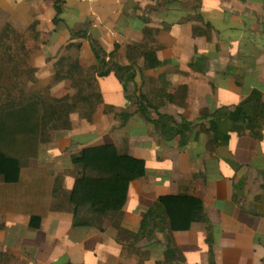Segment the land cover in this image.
Wrapping results in <instances>:
<instances>
[{"label": "crops", "instance_id": "0c3cea01", "mask_svg": "<svg viewBox=\"0 0 264 264\" xmlns=\"http://www.w3.org/2000/svg\"><path fill=\"white\" fill-rule=\"evenodd\" d=\"M64 1L55 27L50 0H0V34L6 24H36L40 41L29 63L46 96L73 94L70 80L53 82L71 50L98 73L93 40L108 54L118 47L121 66L131 64L128 46L149 43L162 66L144 70L140 59L124 81L114 72L100 79L95 115L73 114L71 129L46 143L29 110H41L40 102L0 121V130L12 131L0 133V152L21 163L17 183L0 177V264H264V0ZM206 23L210 38L194 36ZM81 30L87 37L73 40ZM166 85L154 106L141 99L155 100ZM103 145L144 160L146 176L131 184L121 214L75 226L72 156ZM182 194L203 202L206 222L134 237L161 197Z\"/></svg>", "mask_w": 264, "mask_h": 264}, {"label": "trees", "instance_id": "16d2710c", "mask_svg": "<svg viewBox=\"0 0 264 264\" xmlns=\"http://www.w3.org/2000/svg\"><path fill=\"white\" fill-rule=\"evenodd\" d=\"M54 4L56 16L53 19L55 27H59L63 20L61 16L64 12V0H50ZM180 7H186L178 0H172ZM200 6H194L195 9ZM191 19V18H190ZM201 19V17H199ZM212 26L210 23L205 24V28H194L193 35H204L210 38ZM32 34V38H37L39 33L36 31V24L25 29ZM15 28L11 24H6L0 35V48H4V40L8 38L10 33H15ZM87 37L86 31H78L72 33V39H84ZM3 42V44H2ZM15 42V41H13ZM6 53L0 61V80L5 78L7 81L12 80L11 88H15V80L19 75V67L22 60H18L15 56H10L11 47L7 44ZM80 48L78 45H73ZM25 49V47H22ZM70 49V48H69ZM127 57L131 64L129 66H121L114 62L117 56L118 47L111 53L100 50L96 42L92 41V50L99 65L98 73L90 76L89 71L83 69L78 59H70L72 50L69 52L68 59L61 58L58 63V69L54 77V83L63 80H70L71 90L63 97L44 98L41 93L32 99H26L23 96L15 97L8 100L0 107V121L7 122L12 119V115L17 114L23 117L24 103L26 106H36L35 103H41L42 109L37 107L30 108L33 116H37L38 138L41 142L46 143L50 140L52 134L59 131H68L71 129V116L79 115L88 120L97 112L100 105L103 104V96L99 88L100 79L109 77L113 72L120 81H124L125 76L133 71L135 61L143 60L144 70H154L162 66V61L157 56V51L152 48L149 43L137 46H128ZM8 55L10 57H8ZM27 59L25 65L28 66L35 74V69L30 65V58ZM23 58H26V57ZM3 81V80H1ZM15 85V86H14ZM7 88L8 86H3ZM170 86H163L156 93L153 100L150 97L142 96L149 106H154L157 100H163V96L167 93ZM76 91V92H75ZM106 114L112 113L111 110L105 111ZM116 118L126 120L128 114L115 115ZM0 122V123H1ZM34 122V121H33ZM9 134L12 131L0 130V133ZM72 163L77 170V178L70 195V203L74 206L75 226L94 225V218H103L109 214L119 215L127 203L131 184L146 176L147 164L144 160L130 156L128 153L121 152L115 145H103L98 147L86 148L80 153L72 156ZM21 163L12 156L4 152H0V177L8 184L17 183L20 178ZM58 180L55 185L57 191ZM86 210L90 217L85 219L81 215V211ZM160 211V213H159ZM159 221V224L157 223ZM207 218L204 213L203 202L192 196L182 194L178 196H164L159 199L157 206L150 209L141 225L140 233L134 237H146L151 235L153 231L160 229L170 232H185L191 229L194 223L206 222ZM36 226L35 228H38ZM0 256H2L0 254Z\"/></svg>", "mask_w": 264, "mask_h": 264}, {"label": "rangeland", "instance_id": "374dc122", "mask_svg": "<svg viewBox=\"0 0 264 264\" xmlns=\"http://www.w3.org/2000/svg\"><path fill=\"white\" fill-rule=\"evenodd\" d=\"M157 3L162 5L164 3V0H158ZM15 31H16L15 33H10L8 35V38H5V40L3 41L4 44L3 42L2 44L4 45V48L8 46L7 44H10V47L12 49L10 52V56H15L16 59L18 60L21 59L23 62L18 70L19 75L15 80V85L17 84L15 88H11L12 80L11 82L7 81L5 78L1 79L3 81L0 80V107H2V104H5L8 100H12L15 97L23 96L26 99H32L34 97H37L38 94L41 93V95L44 98H46V94H47V88L40 90L36 89L37 88L36 80L34 78L35 74L28 66L25 65L26 60H24L27 59L25 55H27L28 58H30L31 55L35 53L40 41L39 36L33 39L32 38L33 35L28 33L26 30L15 29ZM22 47H25V49ZM4 48H0V61L1 59H3V57H5L4 55L6 54L4 53L5 52ZM76 54L75 51H73L72 54L70 55V59L76 58ZM10 56L8 55V57ZM24 56L26 58H23ZM27 60L29 61V59ZM1 72L2 71H0V73ZM88 75L92 76L94 74L91 73L89 70ZM3 86H8V89L2 88ZM128 86H129V96H131L132 101L135 102V96H136L135 95L136 91L134 88L135 86L133 85H131V87L130 85Z\"/></svg>", "mask_w": 264, "mask_h": 264}, {"label": "built area", "instance_id": "2783aa9c", "mask_svg": "<svg viewBox=\"0 0 264 264\" xmlns=\"http://www.w3.org/2000/svg\"><path fill=\"white\" fill-rule=\"evenodd\" d=\"M83 1H87V2H93L94 0H83Z\"/></svg>", "mask_w": 264, "mask_h": 264}]
</instances>
